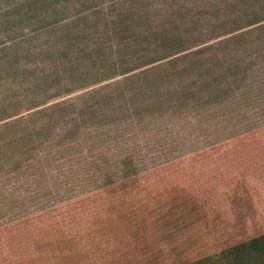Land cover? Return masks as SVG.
Masks as SVG:
<instances>
[{
	"label": "rangeland",
	"instance_id": "obj_1",
	"mask_svg": "<svg viewBox=\"0 0 264 264\" xmlns=\"http://www.w3.org/2000/svg\"><path fill=\"white\" fill-rule=\"evenodd\" d=\"M263 232L264 0H0V264Z\"/></svg>",
	"mask_w": 264,
	"mask_h": 264
},
{
	"label": "trees",
	"instance_id": "obj_2",
	"mask_svg": "<svg viewBox=\"0 0 264 264\" xmlns=\"http://www.w3.org/2000/svg\"><path fill=\"white\" fill-rule=\"evenodd\" d=\"M219 257H223L232 261L233 264L251 263L264 264V232L253 236L245 241L234 244L226 250L221 251ZM205 260L200 259L201 263Z\"/></svg>",
	"mask_w": 264,
	"mask_h": 264
}]
</instances>
